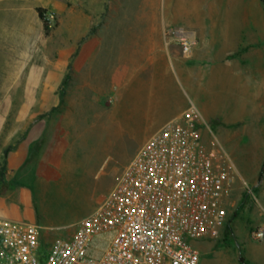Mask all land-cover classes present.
Returning <instances> with one entry per match:
<instances>
[{
	"label": "rangeland",
	"instance_id": "obj_1",
	"mask_svg": "<svg viewBox=\"0 0 264 264\" xmlns=\"http://www.w3.org/2000/svg\"><path fill=\"white\" fill-rule=\"evenodd\" d=\"M63 1L67 4L65 14H57L53 28L44 24L49 39L47 49L54 51L53 59L60 63L58 98L52 105L12 106V116L5 128L19 126L21 123L14 122L13 116L26 109L35 120L27 123L28 132L43 130L51 137L71 136L72 139L87 128L86 145L80 148L84 172L82 169L72 172L71 196L70 189L60 184L51 183L44 195L34 185L36 206L44 226L42 243L46 245L70 234L72 228L68 227L94 210L98 200L114 186L124 166L146 140L147 129L136 121L142 115L140 99L147 98L149 89L154 92L155 99H185L191 104L188 96L193 95L189 88L192 82L175 70L178 67L174 64L178 63L165 51L160 54L158 49H148L166 43L168 24L173 29L190 22L200 21L205 25L211 41L202 42L209 57L190 60L186 65L200 73L195 80L197 88L211 91L210 86L215 84L216 89L231 73L216 54L222 55L224 50L238 45L241 33L249 28L250 19L253 38L264 34L262 0ZM256 44L263 42H253V48ZM85 51L91 53L86 62L83 59ZM154 56L157 60L150 65L148 58ZM84 63L86 69L97 70L93 71L91 88L71 89V81L83 77L79 68ZM139 85L144 89L134 93ZM133 93L136 96L133 97ZM202 94L199 92V99ZM127 104L134 105L130 109ZM208 123L214 130L212 123ZM252 124L246 121L247 126ZM254 125L256 129H247L231 143L221 141L233 165L234 205L229 210L230 229L225 228L218 239L208 240L213 249L202 253V264H220L227 253L240 264H249L244 253L252 255L253 259L258 257V263L264 264V250H261L264 239L253 238V232L264 225V177L258 181L264 164V122ZM42 166L47 168L46 163ZM203 243L205 246L207 242ZM40 252L42 255L48 253L46 247Z\"/></svg>",
	"mask_w": 264,
	"mask_h": 264
},
{
	"label": "crops",
	"instance_id": "obj_2",
	"mask_svg": "<svg viewBox=\"0 0 264 264\" xmlns=\"http://www.w3.org/2000/svg\"><path fill=\"white\" fill-rule=\"evenodd\" d=\"M229 5L233 6L230 3ZM45 8L54 10L58 15H64L67 4L63 0H0V160L7 147H14L7 158L3 182H0V216L14 221L37 223L41 227L44 226L40 222L36 206L34 185L44 195L51 183L60 184L62 188L70 189L71 196L72 172L84 169L83 163L80 162V148L86 145L87 129L72 139L71 136L51 137L43 130L28 132L27 123L35 120L27 113V109L13 116L14 122L21 123L19 126L5 129L12 116V106L52 105L58 98L57 91L61 84L60 63L58 59H53L54 51L47 49L49 39L40 15V9ZM168 25L166 43L149 46L148 49H158L160 54L165 51L171 60L178 63L174 64V67H178H175V70L178 69L187 81L192 82L189 88L193 95L188 98L194 105L195 102L199 105V111L209 127L202 129L204 139L207 140L212 131L220 142L223 140L225 143H231L247 129H256L255 122H264V34L253 38L251 19L247 31L241 33L238 45L224 50L222 55L216 54L231 69V73L225 83L219 84L216 89L215 84L210 86L214 89L212 91L197 88L195 80L200 73L190 70L186 65L190 60L209 57L202 42L211 41L205 25L200 21L190 22L176 29L170 27L171 24ZM179 30L182 32L179 33ZM183 42L190 44L187 52L183 51ZM253 42L263 44H256L253 48ZM56 49L58 50V44ZM90 54L85 51L84 62ZM148 59L150 65H153L157 56ZM79 70H82L80 74L83 77L71 81V89H90L93 71L97 70L93 67L86 69L85 63ZM142 89L144 86L139 85L133 92ZM199 92L203 93L202 99H199ZM134 93L133 97L136 96ZM140 101L142 115L136 122L147 129L145 139L190 105L185 99H155L152 89H149L147 98L143 97ZM133 105L127 104L126 107L131 109ZM246 121L253 124L249 127ZM208 122L212 123L214 130ZM15 138L18 140L15 141ZM45 163L46 169L42 166ZM260 227L264 228V225ZM203 242H207L205 246ZM192 245L201 255L213 249L208 240L194 241ZM261 250H264V247ZM228 255L229 253L224 255L220 264H240ZM244 257L249 264H259L258 257L253 259L252 255L246 256L245 253Z\"/></svg>",
	"mask_w": 264,
	"mask_h": 264
},
{
	"label": "built area",
	"instance_id": "obj_3",
	"mask_svg": "<svg viewBox=\"0 0 264 264\" xmlns=\"http://www.w3.org/2000/svg\"><path fill=\"white\" fill-rule=\"evenodd\" d=\"M41 18L53 28L57 13L45 8ZM204 126L193 103L164 123L94 210L49 245L39 224L0 216V264H200L192 243L222 235L235 191L231 158L212 131L204 139ZM253 238L262 241L264 228Z\"/></svg>",
	"mask_w": 264,
	"mask_h": 264
},
{
	"label": "trees",
	"instance_id": "obj_4",
	"mask_svg": "<svg viewBox=\"0 0 264 264\" xmlns=\"http://www.w3.org/2000/svg\"><path fill=\"white\" fill-rule=\"evenodd\" d=\"M262 4H263V7H264V0H262ZM43 11V9H40V15H41V12ZM14 149L13 146H9L7 147L5 150H4V155H3V158L2 160H0V182H3V176H4V173L6 171V163H7V158L10 154V152ZM264 177V164L262 166V169H261V173L259 175V182L262 181ZM227 230L230 229L229 226L226 227Z\"/></svg>",
	"mask_w": 264,
	"mask_h": 264
}]
</instances>
